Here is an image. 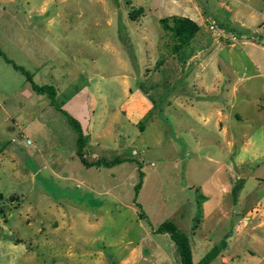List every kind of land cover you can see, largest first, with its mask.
Wrapping results in <instances>:
<instances>
[{
	"label": "rangeland",
	"instance_id": "rangeland-1",
	"mask_svg": "<svg viewBox=\"0 0 264 264\" xmlns=\"http://www.w3.org/2000/svg\"><path fill=\"white\" fill-rule=\"evenodd\" d=\"M263 12L264 0H0V264H179L168 234L151 231L164 220L187 236L193 262L224 240V261L210 264H264L260 121L246 107L255 124L233 118L227 130L246 127L255 142L226 148L213 115L205 122L215 94L197 82H211L228 47L237 74H251L243 44L264 45ZM172 15L198 25L176 51L160 23ZM226 27L243 32L230 39ZM4 58L54 87L90 135L86 162L130 160L82 164L64 114ZM192 68L194 80L179 79ZM249 85L251 95L264 91L258 77ZM73 97L78 115L65 109Z\"/></svg>",
	"mask_w": 264,
	"mask_h": 264
},
{
	"label": "crops",
	"instance_id": "crops-1",
	"mask_svg": "<svg viewBox=\"0 0 264 264\" xmlns=\"http://www.w3.org/2000/svg\"><path fill=\"white\" fill-rule=\"evenodd\" d=\"M186 16L189 19H191L192 21L196 22V24H197V21L193 17H190L188 15H186ZM244 26H246V25H244ZM256 27H257V29L264 28V12L261 14V17H260L259 21L257 22ZM243 45L249 46L247 53H248V58H249L248 60L250 62V65L252 66L251 74H248V73L244 74L243 72L241 74H237V71L234 70V64L232 62V61L236 62V60L232 59L234 54H233L232 50L230 49V47H228V49H225L226 57H225V59H223L222 57L220 58V63L218 64V68H217L216 73H213V75H212L213 79L211 80V82L209 84L203 85L204 79L201 80V79H199V77H198V80H200V81H197V82H199L200 85H202L205 88V92H207V93L210 92V93L215 94L213 96H209L211 99H216L215 102L212 101V103H211V105H214L213 111H210L211 112L210 114L205 115V122L208 123V121L210 120V115H213L212 126L218 130V133L221 135L222 141H223L224 145L226 146V148L231 145L232 139H233V141H234V139H236L238 141V147L241 151L246 150L248 146L251 147L254 144L255 139H254L252 132L248 131L246 129V127H242V126L241 127L236 126L238 128V130L236 132V137H234L227 130V124L228 123L231 124V128H232V119L233 118L236 122L242 121V122H248L249 123V121H250L253 125V124H255V121L250 120L249 114L252 113V114L256 115L260 121L259 122V129H260L259 132L263 135L262 139L264 141V126H263V128H261V126H260V125L264 124V91H261L259 94H256V95L249 94L250 89L252 90V85H249V80L251 78L258 77L261 79V83L264 84V45L263 44H254V43L243 44ZM250 54L252 56H254L253 59H251L252 56L251 57L249 56ZM186 64H187V62H186ZM163 66H165V65L163 64ZM162 68H164V67H162ZM196 70H197L196 68H192V70L189 69V71H190L189 73L183 72L182 73L183 77H181L179 79H182V78L187 79L190 77L192 80H194L195 79L194 75H197ZM150 74L155 75V71H153ZM156 74L158 75V71ZM207 74L208 73H204L203 75H207ZM146 75H148V74H146ZM203 75H202V77H203ZM204 78H205V76H204ZM176 80H178V79L173 80V82L174 81L176 82ZM245 86H246V88H245L246 91L241 92V90ZM183 92H184L183 89L180 88L176 92V94L174 95V97H175L174 99H178L180 97V95H182ZM132 93H134V92H132ZM141 95L140 94L138 95L139 100L141 99L140 98ZM143 95H144V98L147 100L148 93L144 92ZM238 96H240L239 99H237ZM250 96H252L254 98L251 99ZM76 98L73 97L71 100H69L68 103L65 104V109H67V110L72 109L74 111V113H76L78 115L77 107L82 106V100L80 101L79 99L77 100ZM148 101L150 102L149 98H148ZM180 101H183V99L180 98ZM262 101H263V103H262ZM145 102L146 101H144V103ZM233 103L236 105L235 106L236 111L230 110V109H233L231 107ZM228 106L230 107V109H228ZM249 106L251 108H253L254 112H251V113L245 112V108L249 107ZM189 108H190V106H189ZM88 137L90 138V135H88ZM260 155L264 156V152L261 153ZM237 161H240V160L237 159L235 161V163H237V164H241V162H242V161L241 162H237ZM242 163L245 164L246 161H243ZM253 163L257 167L258 163L256 161H253ZM252 172L253 171H250L249 173H252ZM256 178L260 179L261 177H256ZM219 186H220V188H219L220 192L222 191V187L223 188L226 187L224 183H222ZM220 195H218V196L220 197ZM204 196H205V200H206V198H208V197L206 195H204ZM259 201H257L256 206L258 205L259 206L258 208H262L264 206V201L263 202L262 201L259 202ZM207 232L205 230V233H207ZM217 256L216 257L219 258V260L220 259L223 260V258H224L223 252L221 253V251L217 254ZM226 258L228 260H231V258H229V257H226ZM221 260H220V263L224 261V260L223 261H221ZM225 261H226V259H225Z\"/></svg>",
	"mask_w": 264,
	"mask_h": 264
},
{
	"label": "trees",
	"instance_id": "trees-1",
	"mask_svg": "<svg viewBox=\"0 0 264 264\" xmlns=\"http://www.w3.org/2000/svg\"><path fill=\"white\" fill-rule=\"evenodd\" d=\"M129 17L131 19L135 18V13H130ZM170 21V23H168ZM160 23L163 27V29L168 30L175 40V43L172 45L173 50H178L181 46L188 44V42L191 40V38L194 36L196 31L198 30L197 24L192 21L191 19L183 16H177L172 15L167 18H161ZM227 28V27H226ZM229 31L235 32L237 35L242 33L243 31L228 27ZM1 54V53H0ZM5 61L10 62L8 59L4 58ZM11 63V62H10ZM11 66L14 69L20 70L22 74L24 75L25 81L29 83L30 88L37 94L45 95L48 99L49 105H51L56 110L60 111L64 116L66 117V121L70 125V127L73 129V131L76 133V149L75 154L79 158L82 164L86 166H104L109 167L113 166L115 164H118L125 160H130L126 158H112L109 161H105L102 158H98L92 162H86L82 149L85 146L87 140H88V134H83L82 129L80 127L79 122L74 119L66 110H64L59 103L55 101V89L52 85L42 84L37 85L31 81L30 75L23 71L19 66L14 65L11 63ZM139 168V165H138ZM142 173L138 170V177L139 181L133 186V189L135 193L137 192L139 186H140V180H141ZM237 189V186L234 185L231 188V192L235 193ZM203 201L205 200V196L203 194H200L196 200V208L199 210L198 207V200ZM139 218H144L142 214H140ZM199 219L195 220V223H198ZM196 227L192 226L191 229H194ZM153 233H167L169 236V239L173 242L175 246L176 253L179 257V264H209L216 256L217 254L225 247L224 240H221L218 244H214L211 246L196 262H193L191 259V250H190V244L188 241L187 236L180 231L172 222L168 220H164L161 223H159L157 226H155L153 229H151Z\"/></svg>",
	"mask_w": 264,
	"mask_h": 264
},
{
	"label": "built area",
	"instance_id": "built-area-1",
	"mask_svg": "<svg viewBox=\"0 0 264 264\" xmlns=\"http://www.w3.org/2000/svg\"><path fill=\"white\" fill-rule=\"evenodd\" d=\"M211 27V26H210ZM216 27V26H215ZM217 28V27H216ZM218 29L220 30V32H223L222 31V29L221 28H219L218 27ZM236 34L235 33H233V32H231V31H229L228 33H227V36H228V38H230V39H234L236 36H235ZM235 36V37H234Z\"/></svg>",
	"mask_w": 264,
	"mask_h": 264
}]
</instances>
